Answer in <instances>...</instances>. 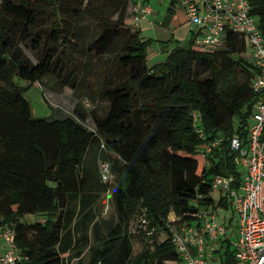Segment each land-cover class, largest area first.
Returning a JSON list of instances; mask_svg holds the SVG:
<instances>
[{"label": "trees", "instance_id": "trees-1", "mask_svg": "<svg viewBox=\"0 0 264 264\" xmlns=\"http://www.w3.org/2000/svg\"><path fill=\"white\" fill-rule=\"evenodd\" d=\"M249 2L264 38V0ZM128 6L0 0V223L15 232L17 264L177 262L171 213L192 225L199 211L231 210L226 193L213 198L212 180L240 182L229 143H246L258 98L246 37L228 32L216 49L191 37L149 68L151 43L126 22ZM35 83L56 94L70 89L73 117L33 118L24 93ZM88 119L94 130L83 125ZM137 218L140 236L153 230L166 238L153 235L134 253ZM225 249L237 264L228 243Z\"/></svg>", "mask_w": 264, "mask_h": 264}, {"label": "built area", "instance_id": "built-area-1", "mask_svg": "<svg viewBox=\"0 0 264 264\" xmlns=\"http://www.w3.org/2000/svg\"><path fill=\"white\" fill-rule=\"evenodd\" d=\"M180 7L195 44L216 49L224 44L228 32L246 37L256 70L251 89L258 98L247 128L246 143L236 137L229 143L237 157L238 186L233 187V176H215L212 180L214 190L228 195L233 216L225 222L217 220L214 213H195V224L181 225L172 231L170 241L178 261L169 264H209V259L217 260L214 254L225 248L226 243L233 247L237 264H264V141L261 139L264 132V38L251 14L249 0H180ZM150 12V6L137 5L133 25L136 27ZM198 119V114L194 113L193 122ZM196 132L199 138L204 137L201 129L197 128ZM221 143L222 139H217L205 145L202 153L209 154ZM103 170L107 172L105 165ZM1 241L7 248L0 255V264H17L20 255L15 247V232L0 223V244Z\"/></svg>", "mask_w": 264, "mask_h": 264}, {"label": "rangeland", "instance_id": "rangeland-1", "mask_svg": "<svg viewBox=\"0 0 264 264\" xmlns=\"http://www.w3.org/2000/svg\"><path fill=\"white\" fill-rule=\"evenodd\" d=\"M254 20L257 24L258 22V17L254 16ZM188 42L180 45V46H186ZM174 47H169L168 51L166 52H158V47L157 45H153L152 47L147 48V58H146V65L149 68H152L156 66L157 64L164 63L168 53L172 51ZM28 55H30L27 52ZM46 80V79H45ZM43 80V81H45ZM36 88L33 86L29 87L25 93L24 96L27 98L30 104L31 108V115L33 118H38V119H44V120H53V119H63L66 117H73L72 115V110L74 107V99L72 97V92L68 88H64L60 94L53 93L48 90V88L44 87L40 83H35ZM19 85L21 87L27 88V83L24 81H19ZM104 103H99V107H104ZM85 106L87 108H91V105H89L87 102H85ZM87 129L89 130H94V125L90 119H88L86 122L83 124ZM109 179H112L111 176L108 177ZM218 191L213 190L212 196L215 200L218 199ZM103 213L102 217L105 219H108L112 215V208L110 207V204L108 203V195L105 194L103 196ZM215 216L217 220H221L223 215H226L229 219V217H232V211L231 210H222L219 209L215 213ZM173 215H170V222L173 223V225L170 227L171 231H174V229L179 228L181 226L178 218H173ZM169 219V218H168ZM140 225V220L137 218L135 223L133 224V227L135 229L134 235L136 236L133 239V247H134V253L139 252L145 244L149 243L151 244L152 236L156 235L157 242L163 241L166 236L164 235L163 232L158 231V232H153L148 231L145 233L144 236H140L138 228H142L145 231V227ZM170 231V232H171ZM151 237V238H150ZM235 240V238H234ZM151 247V246H150ZM230 251L233 252V247L230 246ZM215 257H217L216 261H213L212 259H209V264H231L228 263L226 260V255H225V248H221L217 253L214 254Z\"/></svg>", "mask_w": 264, "mask_h": 264}, {"label": "crops", "instance_id": "crops-1", "mask_svg": "<svg viewBox=\"0 0 264 264\" xmlns=\"http://www.w3.org/2000/svg\"><path fill=\"white\" fill-rule=\"evenodd\" d=\"M137 5H148L151 8V12L145 18H141L136 27L141 38L150 41V47L157 45V53L166 52L169 47L175 48L191 39V32L186 15L180 7V0H129L126 22L131 25H133L134 9ZM35 86L36 84H33L34 88ZM170 215L175 217L173 213ZM170 215L168 216L169 221ZM222 219L225 222L229 220L226 215H223ZM6 248L7 245L1 241L0 255Z\"/></svg>", "mask_w": 264, "mask_h": 264}]
</instances>
